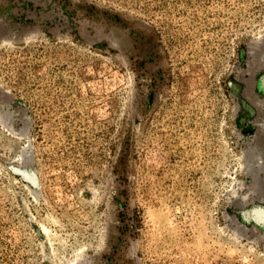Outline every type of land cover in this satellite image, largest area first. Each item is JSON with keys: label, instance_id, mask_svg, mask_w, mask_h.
Wrapping results in <instances>:
<instances>
[{"label": "rangeland", "instance_id": "obj_1", "mask_svg": "<svg viewBox=\"0 0 264 264\" xmlns=\"http://www.w3.org/2000/svg\"><path fill=\"white\" fill-rule=\"evenodd\" d=\"M0 264H264V0H0Z\"/></svg>", "mask_w": 264, "mask_h": 264}, {"label": "bare ground", "instance_id": "obj_2", "mask_svg": "<svg viewBox=\"0 0 264 264\" xmlns=\"http://www.w3.org/2000/svg\"><path fill=\"white\" fill-rule=\"evenodd\" d=\"M1 121H3V117L1 118Z\"/></svg>", "mask_w": 264, "mask_h": 264}]
</instances>
